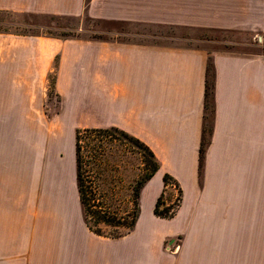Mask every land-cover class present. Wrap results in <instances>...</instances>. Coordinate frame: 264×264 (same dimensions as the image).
<instances>
[{
  "label": "crops",
  "instance_id": "obj_1",
  "mask_svg": "<svg viewBox=\"0 0 264 264\" xmlns=\"http://www.w3.org/2000/svg\"><path fill=\"white\" fill-rule=\"evenodd\" d=\"M0 13L24 18L26 27L32 15L68 17L88 33L0 28V264H125V238L98 234L86 222L74 135L85 126L119 127L160 162L141 190L135 224L141 229L151 219L152 230L157 220L169 223L155 224L134 245V252L147 248L149 264L177 234L192 254L183 264L208 262L200 248L216 241L227 244L228 264L263 262L264 52L210 51L194 33L253 23L264 31V0H0ZM86 18L100 29H84ZM210 59L214 118L201 165ZM50 86L60 103L51 109ZM50 110L72 135L66 174L46 173L43 159L23 157L6 120ZM165 173L182 188L171 218L154 212ZM147 192L152 212L145 218ZM258 212L262 220L253 221Z\"/></svg>",
  "mask_w": 264,
  "mask_h": 264
},
{
  "label": "rangeland",
  "instance_id": "obj_2",
  "mask_svg": "<svg viewBox=\"0 0 264 264\" xmlns=\"http://www.w3.org/2000/svg\"><path fill=\"white\" fill-rule=\"evenodd\" d=\"M245 16V15H244ZM24 18L10 13H0V28L13 30H28L30 32H45L54 34H79L87 36L88 33H78L80 30L78 20L48 15H32L29 16L28 22L30 26H22ZM258 24V25H257ZM84 29L99 30L100 22L92 19H85ZM82 29V27H81ZM194 36H198L200 44H204L210 51L214 50H231L240 53H256L264 52V31L259 28V23H253L248 28H205L204 30H196ZM213 64L210 59L208 64L209 78L212 79ZM51 100L48 106L60 103L54 98V87L50 86ZM206 129L210 130L214 118V101L213 95L208 96L206 110ZM11 130L10 136L12 143L22 149L23 157L27 152L28 157L43 159L45 163V172H59L66 174L65 167H62L64 161L68 159L71 163L74 157L72 146V135L67 134L68 121L65 118L52 117V110L46 117L34 119H6ZM66 131V132H65ZM74 131V135H75ZM105 144L104 155L102 161L91 160L89 164L84 165L86 185L89 196L95 197L96 201H100L106 205H112V209H117L121 212L133 208V186L140 174L145 173L146 159H151V154L148 149L140 145L138 142L125 137L122 133L113 128H109V132L102 135ZM22 147V148H21ZM69 180H72V172L68 171ZM164 196L170 197L169 203L172 208H177L180 204L181 193L174 185L166 189ZM172 195V196H171ZM151 193L147 192L145 202L143 204V215L148 217L152 212L150 203ZM164 205V204H163ZM94 218V217H92ZM261 214L254 213L253 221L260 222ZM146 223L141 229H133L125 234L117 237H124L125 242V264H149V255L147 248L142 244L140 252H134V248L138 240L142 241L149 233H152L157 227L169 224L167 221L157 220L153 225L152 230L148 228L152 220L145 219ZM103 231L107 234H116L118 231L124 230L123 227L106 225L101 223ZM134 230L136 234H134ZM134 237H136L134 239ZM183 234H177L167 237L160 249L157 251V264H183L182 261L189 259L192 254L185 251L182 247ZM208 262L204 264H228V246L223 241H216L203 244L200 248ZM196 254V253H195ZM184 260V261H185ZM248 264H264L260 260L251 259Z\"/></svg>",
  "mask_w": 264,
  "mask_h": 264
},
{
  "label": "trees",
  "instance_id": "obj_3",
  "mask_svg": "<svg viewBox=\"0 0 264 264\" xmlns=\"http://www.w3.org/2000/svg\"><path fill=\"white\" fill-rule=\"evenodd\" d=\"M209 72V71H208ZM207 72V87H206V110H207V100L208 96L212 95L213 92V81H214V70L212 72V79L209 78V73ZM206 117L203 127L202 134V142L200 146V164L203 165L206 148L211 140L212 134V126L209 131L206 129ZM110 128V127H109ZM109 128L106 127H78L76 129L75 134V153H76V178L77 185L80 194V198L82 204L84 206L86 222L88 225L98 234L102 235H110L103 231L100 226L101 223L106 225H113L116 227H123L124 230L118 231L116 234H111L113 237L120 236L122 234L130 232L135 226L138 217L141 212L140 205V194L141 190L146 184V182L153 176V174L160 167V162L156 157L154 151L142 141L140 138L130 134L129 132L119 128V127H111L114 130L119 131L125 137L132 139L138 142L140 145L148 149L151 154V159H146V172L140 174L139 178L136 180L133 186V208L127 209L123 212L112 209V205H106L101 203L100 201H96L95 197H90L88 188L86 185L85 171L84 165L89 164L91 160L94 161H102V156L105 151V144L103 142L102 135L109 132ZM165 187L162 193L158 196L157 201L154 206V212L156 215L161 217L171 218L177 212V208H172L171 204L165 200V190L170 183H174L176 187L179 189L180 193H182V188L180 187L179 182L169 173H165L164 175ZM181 200V197H180ZM164 204V205H163ZM94 217V218H92Z\"/></svg>",
  "mask_w": 264,
  "mask_h": 264
}]
</instances>
